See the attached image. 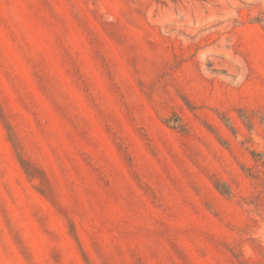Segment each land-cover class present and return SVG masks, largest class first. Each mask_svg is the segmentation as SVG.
Here are the masks:
<instances>
[{"label":"rangeland","instance_id":"obj_1","mask_svg":"<svg viewBox=\"0 0 264 264\" xmlns=\"http://www.w3.org/2000/svg\"><path fill=\"white\" fill-rule=\"evenodd\" d=\"M0 264H264V0H0Z\"/></svg>","mask_w":264,"mask_h":264}]
</instances>
